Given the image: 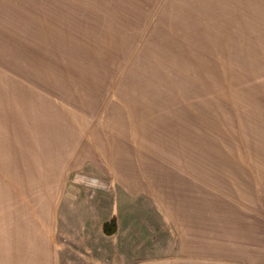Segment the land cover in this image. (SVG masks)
Instances as JSON below:
<instances>
[{
    "label": "rangeland",
    "instance_id": "obj_1",
    "mask_svg": "<svg viewBox=\"0 0 264 264\" xmlns=\"http://www.w3.org/2000/svg\"><path fill=\"white\" fill-rule=\"evenodd\" d=\"M14 103L82 106L149 163L168 205L209 209L231 264H264V0H0V118ZM7 131L0 165L36 166ZM66 183L63 264H100L82 196L107 182L73 171ZM157 212L152 232L167 224Z\"/></svg>",
    "mask_w": 264,
    "mask_h": 264
},
{
    "label": "crops",
    "instance_id": "obj_2",
    "mask_svg": "<svg viewBox=\"0 0 264 264\" xmlns=\"http://www.w3.org/2000/svg\"><path fill=\"white\" fill-rule=\"evenodd\" d=\"M9 110L0 118V138L4 131L11 132L10 142L25 144L23 157L38 164L0 165V264H63L59 233L62 219L70 217L68 201L75 197L66 183L73 171L107 182L94 201L82 196V208L84 202L90 208L88 213L82 209V232L94 218L100 229L96 236L106 245L100 264H231L226 239L215 236L209 209L168 205L166 183L152 181L149 163L126 144L120 150L118 136L104 137L107 127L96 126L82 106L14 103ZM1 141L11 149L6 139ZM203 195L200 192L197 199ZM218 208L214 206L213 213ZM157 209L167 224L165 230L152 232L150 222L158 224L152 219ZM220 217L216 223L222 225L225 219ZM112 221L117 230L106 234L104 225ZM217 242L221 248H216Z\"/></svg>",
    "mask_w": 264,
    "mask_h": 264
},
{
    "label": "water",
    "instance_id": "obj_3",
    "mask_svg": "<svg viewBox=\"0 0 264 264\" xmlns=\"http://www.w3.org/2000/svg\"><path fill=\"white\" fill-rule=\"evenodd\" d=\"M117 230V224L115 221L106 223L104 225V231L106 234H113Z\"/></svg>",
    "mask_w": 264,
    "mask_h": 264
},
{
    "label": "built area",
    "instance_id": "obj_4",
    "mask_svg": "<svg viewBox=\"0 0 264 264\" xmlns=\"http://www.w3.org/2000/svg\"><path fill=\"white\" fill-rule=\"evenodd\" d=\"M85 178V177H84ZM83 176L81 177V181L82 183H88V184H92L94 186H97V179L95 178H85L84 179Z\"/></svg>",
    "mask_w": 264,
    "mask_h": 264
}]
</instances>
